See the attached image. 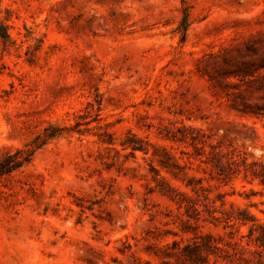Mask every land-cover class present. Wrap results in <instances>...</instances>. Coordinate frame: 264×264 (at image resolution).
Returning a JSON list of instances; mask_svg holds the SVG:
<instances>
[{
	"label": "rangeland",
	"instance_id": "rangeland-1",
	"mask_svg": "<svg viewBox=\"0 0 264 264\" xmlns=\"http://www.w3.org/2000/svg\"><path fill=\"white\" fill-rule=\"evenodd\" d=\"M56 130L0 264H264V0H0V157Z\"/></svg>",
	"mask_w": 264,
	"mask_h": 264
},
{
	"label": "trees",
	"instance_id": "trees-1",
	"mask_svg": "<svg viewBox=\"0 0 264 264\" xmlns=\"http://www.w3.org/2000/svg\"><path fill=\"white\" fill-rule=\"evenodd\" d=\"M8 37V35L6 34ZM53 128V126H51ZM64 130H56L51 133H47L43 136V138L38 137V142L35 146L28 148V145L25 149H17L15 152H8L0 157V178L3 176H8L13 174L14 172L20 170L21 168L28 165L36 152L37 149L41 148L43 145H45L49 140H52L56 137L61 136V133H63ZM127 147H130L132 149V153L136 151H145L141 146H138L137 144H125ZM245 170L247 172V175H251L253 178L258 179L260 183L264 186V158L253 162L251 164L245 163ZM160 193L169 198L171 201L175 202L178 205H182L181 202L176 201L175 198H173L169 192L165 190H160ZM217 220H220V217L212 216ZM227 220V223H230L231 221H238L235 217H227L224 218ZM249 238L252 242H254L256 245H258L259 248H261L264 252V223H258L256 219L254 218V224L250 227L249 231ZM195 245H188L186 248H184L185 253H189L196 257L198 260H202L203 256L200 254L199 248L200 244L195 242ZM177 245L178 242H175ZM208 247H213V245L209 242L207 245Z\"/></svg>",
	"mask_w": 264,
	"mask_h": 264
}]
</instances>
